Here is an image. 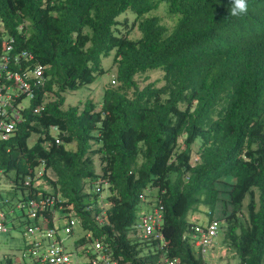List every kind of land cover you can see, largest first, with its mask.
<instances>
[{"label": "trees", "instance_id": "16d2710c", "mask_svg": "<svg viewBox=\"0 0 264 264\" xmlns=\"http://www.w3.org/2000/svg\"><path fill=\"white\" fill-rule=\"evenodd\" d=\"M247 4L233 17L230 0H0L3 30L45 67L44 87L0 142V173L14 185L0 197L33 198L23 182L43 165L41 193L58 195L84 232L103 237L117 264H158L162 256L206 264L183 240L201 208L220 223L237 264H264V0ZM161 7L177 18L171 28L153 15ZM127 14L137 39L119 30ZM111 54L115 86L103 89L101 103L64 110L65 94L103 75L101 60ZM153 70L162 71V85L139 88L136 77ZM147 192L163 208L165 251L128 237ZM100 197L102 227L94 222Z\"/></svg>", "mask_w": 264, "mask_h": 264}, {"label": "built area", "instance_id": "2783aa9c", "mask_svg": "<svg viewBox=\"0 0 264 264\" xmlns=\"http://www.w3.org/2000/svg\"><path fill=\"white\" fill-rule=\"evenodd\" d=\"M21 29L19 27L18 31ZM44 70L45 67L36 63L30 52L17 49L14 39L0 24V142H8L24 120L36 93L45 85ZM111 84H115L114 80ZM26 101L28 106L24 105ZM45 103L44 100L31 109L32 115H40ZM58 133L57 127H51L50 135L56 145H59ZM43 174L44 166L41 165L23 182L25 188L32 187L33 191L29 192L35 195L33 198L28 195L19 197V200L0 197V249L3 242L9 244L8 240L13 241L10 232H16L19 236L17 247H9L4 252L0 250V264H117L103 237L93 238L91 233L84 232L81 220L65 211L58 195L49 191L41 193L45 188H40ZM2 184H7L8 189H3ZM13 187L11 182L4 181L0 173V191H13ZM95 191L98 193L99 189ZM141 206L147 207V210L137 217L128 237L157 242L159 249L165 251L167 241L161 232L163 208L151 205L146 197L142 198ZM98 207L100 213L94 217V222L102 227L107 222L102 197ZM8 224H11V228H8ZM75 229L79 230L80 236L73 241L72 252H68L66 243L74 235ZM219 232L220 223L206 217V222L192 226L183 240L188 241L196 254L204 259ZM158 264L181 262L162 256Z\"/></svg>", "mask_w": 264, "mask_h": 264}, {"label": "rangeland", "instance_id": "374dc122", "mask_svg": "<svg viewBox=\"0 0 264 264\" xmlns=\"http://www.w3.org/2000/svg\"><path fill=\"white\" fill-rule=\"evenodd\" d=\"M164 7H166V4H162ZM154 16H157L161 19V23L165 25L167 28H171L174 26L173 24L176 23L177 18L173 17V20L169 17V15L166 13V11L161 7L156 11ZM127 19L126 21L127 26H124V20ZM133 17L130 15H125L121 16L118 19V22L120 23L119 30L122 34L127 35L126 33L129 32V35L127 37L131 39H137L140 37L139 33L134 29L133 31H130V25L132 23ZM112 57L109 56L108 58H104L101 60V68L104 71L103 75L97 76L95 81L86 87H83L75 92H69L65 94V103L63 105V109L66 110L70 107H80L83 108L84 104L86 101L90 100L96 105H99L101 103L102 95H103V89L108 86L109 83L114 79V68L112 65ZM162 71L161 70H153V71H148L147 73L137 76L136 81L137 85L139 88L144 87L145 85L149 83H156L157 86L162 85ZM115 86V85H114ZM52 100V96L47 97V101ZM25 106H28V102L26 101L24 103ZM37 140L36 135H32L30 139L28 140V145L32 146L35 144ZM67 149L73 150L74 145H69L67 146ZM93 169L96 174H100V165L97 157H94L93 159ZM3 189H8L7 184H2L1 186ZM147 196L149 195L148 192L146 193ZM149 197V196H148ZM147 199V201H150ZM249 198L246 197L245 200L243 201V209H246V206L248 204ZM205 210L203 208L200 209V211L194 213L193 215L189 216V220L194 219V222L198 224H204L206 222V215H205ZM140 210L137 212V217L140 215ZM192 217V219H190ZM8 228H11V224H8ZM10 235L13 237V241H10L9 244H2L1 245V252H4L7 250L9 247H17L19 243V236H17L16 232H10ZM80 236V232L78 229H75V233L70 239L67 241L66 246L68 252H72V245L73 241ZM3 242V241H2ZM222 242V237L221 234H218L217 238L214 239L212 246L206 251V255L204 258V262L206 264H237V259L235 258L234 251L223 246Z\"/></svg>", "mask_w": 264, "mask_h": 264}, {"label": "clouds", "instance_id": "9594fccd", "mask_svg": "<svg viewBox=\"0 0 264 264\" xmlns=\"http://www.w3.org/2000/svg\"><path fill=\"white\" fill-rule=\"evenodd\" d=\"M231 7L229 14L233 17H238L246 14L248 11L247 0H230Z\"/></svg>", "mask_w": 264, "mask_h": 264}, {"label": "crops", "instance_id": "0c3cea01", "mask_svg": "<svg viewBox=\"0 0 264 264\" xmlns=\"http://www.w3.org/2000/svg\"><path fill=\"white\" fill-rule=\"evenodd\" d=\"M145 210H147V207H145V206H140V212H143V211H145ZM190 219H192V217H190ZM190 221L194 222V219H192V220H190Z\"/></svg>", "mask_w": 264, "mask_h": 264}]
</instances>
